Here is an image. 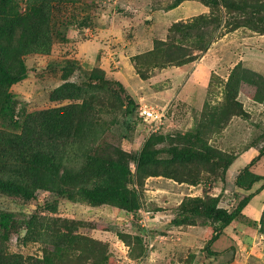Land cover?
Here are the masks:
<instances>
[{"label": "trees", "instance_id": "16d2710c", "mask_svg": "<svg viewBox=\"0 0 264 264\" xmlns=\"http://www.w3.org/2000/svg\"><path fill=\"white\" fill-rule=\"evenodd\" d=\"M21 1L24 0H0V117L7 118L13 127H0V196L29 203L37 199L39 192L51 193L55 197H67L66 200L71 202H74L78 195L92 207L111 206L123 212L136 213L141 208V193L140 187L135 183L131 168L133 163L140 185L149 177L169 179L170 173L165 171L167 167L177 163L189 166L194 164L198 157L208 163L215 159L227 158V171L233 165L236 154L225 152L210 144V140L227 129L233 117L239 116L235 110L239 103L235 101L234 96L239 93L240 83L247 82L256 86L255 101L264 104L259 87L261 81L257 79V75L243 69L241 63L230 70L226 80H221L220 94L225 96L224 102L220 108H214L207 115L205 124L208 135L205 141H201L198 146L187 145L182 150L157 148L160 142L164 143L170 138L167 134L169 132L162 134L170 126L166 124L167 113L164 128L160 133L152 132L135 155L120 148L115 152L109 151L106 155L91 154L90 149L97 150L98 146V115L95 102H99L101 94L103 93L102 99L113 100L112 108H108V111L116 112L120 109L126 118H132L136 111L138 113L139 104L127 94L120 82L109 79L104 70L99 67L87 69L71 58L60 66L62 84L50 94V100L60 103L59 106L29 112L21 121L13 117L10 114L14 99L11 89L29 77L26 65L28 56H49L52 53L55 43L53 31L56 27L52 9L62 0H26V9L23 12ZM184 1L186 0H177L168 9L175 8ZM196 1L208 7L209 14L196 16L187 22L174 23L169 29L173 35L180 31L190 36L194 41L192 48L169 45L166 40L155 41L152 51L134 58V67L141 79L148 80L155 69L185 67L198 62L220 38L222 30L230 33L240 27H247L253 32L264 34V0ZM247 16L249 18L246 20ZM151 58L154 60L152 71L147 74L145 68ZM78 73L86 77L85 84L72 80ZM215 76L217 75L214 73L211 75L207 93L209 97L211 92H214ZM260 78L264 80L262 76ZM208 100L204 102L202 113L211 109ZM90 137H95V147H90L86 142ZM251 147L253 146L249 148ZM104 148L109 149L107 144H104ZM257 150L259 155L253 158L235 179V185L239 189L250 191L256 183L264 180L263 176L251 171L252 166L264 158V147ZM162 154H169L170 157L158 158V155ZM263 189L264 185L244 197L232 212L216 205L208 204L205 208H200L198 205L190 207L183 202L172 224H191L195 216L220 222L219 231L211 237L206 246L209 255H213L212 248L224 230L234 221L242 220L245 216L244 209ZM49 205L46 203L43 207L50 208ZM255 222L254 225L257 226L258 222ZM19 223H25L30 228L29 235L34 241H42L53 248L46 251L43 260L32 261L21 254L9 252L7 243ZM51 223H60L66 231L50 232ZM71 223L74 222L55 218L48 220L35 214H24L20 218L13 212L0 209V264H57V260L53 258L62 257L66 254L68 244L73 245L81 240L93 246L91 254L81 252L74 259L69 256L68 260H75L74 264H109L110 253L107 247L101 246L99 240L80 236L74 231L76 227L84 224L77 225L73 230L72 226L75 224L71 226ZM121 238L127 245H136L131 253L132 257L137 246L140 247V255L145 254L139 237L123 235ZM94 249L101 250L95 252ZM220 255L222 256V253Z\"/></svg>", "mask_w": 264, "mask_h": 264}, {"label": "rangeland", "instance_id": "374dc122", "mask_svg": "<svg viewBox=\"0 0 264 264\" xmlns=\"http://www.w3.org/2000/svg\"><path fill=\"white\" fill-rule=\"evenodd\" d=\"M176 1L156 0L154 3L153 0L152 2L154 3V8L162 7L168 9ZM119 2L121 3V0H118V3L117 0H62L54 6L52 14L56 27L53 31L55 43L52 53L49 56L30 55L26 58L29 77L14 85L11 89L14 99L10 106V114L13 117L21 121L29 112L59 106L60 103L50 100V94L62 84L60 66L65 64L63 63L65 60L71 58L72 50L70 48L71 44H69L71 43L69 37L72 35L79 36L81 35L80 32L85 33L86 30L92 36L93 30L96 29L98 31V29L103 27L102 25L106 23L107 16H111V13L116 10L121 12V8H124V5H119ZM138 2L140 3V0ZM21 3V8H25V0L21 1ZM247 18L249 17L247 16L245 19L247 20ZM175 33L173 35L168 30L166 41L169 45H183L188 49L192 48L194 41L191 40L190 36L180 31ZM181 39L185 42L181 41ZM219 41L221 44H228V56H230V59L223 66L219 75L214 77V92H211L210 97L207 94V99L205 98V100L209 99L208 102L211 108L207 113H202V110L199 111L197 109L203 101V96L201 95L196 96V99L194 96L190 103H197V100L198 102L200 101V105L191 107L188 102L183 103V98L176 100V98L171 97L169 99L171 101L170 104L164 101L153 103L152 100L154 98H150L152 94L149 93V87L141 89L144 90L146 99L140 102L152 103L160 108H166L168 113L166 124L167 126L170 124V126L162 134L169 132L167 134L170 135V138L164 143L160 142L157 148L182 150L187 145L198 146L201 141H205L208 135L205 124L207 115L214 108H220L224 102L225 96L220 94L222 92L220 90L221 80L226 79L230 70L238 63H241L242 68L247 70V72L258 76L257 79L261 81L259 87L264 98V80L260 78V76L264 78V34L253 32L247 27H240L230 33L222 30L221 36L216 42ZM33 57H37V59ZM153 62L152 58L148 59V67L145 68L147 69L145 73L148 74L152 71L151 65ZM85 66L87 69L93 68V66ZM115 66L118 67L119 65L115 64ZM72 80L85 84L86 77L78 73ZM137 81L140 83L139 78ZM126 92L129 95L127 90ZM256 92V86L241 82L239 93L234 96L235 101L239 103V106L235 107L239 116L233 117L231 133L236 138L238 136L239 139L228 141L234 144L231 147L237 152L240 151L238 149H241V143H245L248 148L250 146L257 149L264 147V104L255 101ZM197 94L199 95V93H195V95ZM102 96L103 93L98 99L99 102H95V110L98 115L96 127L99 132L97 137L98 146L97 150L91 148L90 153L93 155H106L109 151L115 152L120 148L126 153L135 155L152 134V131L139 118L137 111L132 118L124 117L120 109L116 112L108 111V108H112L113 100L102 99ZM121 96L123 97L124 95L121 94ZM63 103L67 104L68 102ZM227 104H224V106ZM0 127L13 129L10 121L3 116L0 117ZM94 139L95 137L87 139L86 142L90 147H95L93 145ZM104 144H107L109 149H105ZM232 154L236 153L232 152ZM168 157H170L169 154L158 155V158ZM253 158H250V161L246 164V158L241 157L236 168L227 171L225 168L228 161L227 158L215 159L208 163L198 157L194 161L199 164L195 162L192 165L185 166L177 163L165 169L166 172L170 173L169 179L149 177L143 181L142 185L138 184L134 163L131 164L135 175V183L140 187L141 208L149 217L146 228L141 226L139 223L141 218L136 215L131 216L129 219L128 216H121L122 212L111 206L92 207L86 204L78 195L74 198V202H71L66 200L67 197H55L51 193L39 192L37 199L29 203H23L16 198L0 196V209L13 212L20 218L24 214H35L48 220H53L54 218L56 220H70V222H74L71 223V226L75 224L72 226L73 230L77 225L84 224L76 227L74 231L78 232L80 236L99 240L98 242L101 243V246H106L107 251L110 253L109 264H216L214 261H209L212 258L209 257V251H207L206 246L211 237L219 231L220 222L195 216L191 224H186L181 228L168 229L166 223L169 224L171 220L177 217L178 208L183 202H186V205L190 207L198 205L200 208H205L208 204L216 205L221 209L232 212L244 197L256 192L264 185V180L260 181L250 191L239 189L235 185V179L241 171L238 167L245 168ZM251 171L264 177V158L252 166ZM161 174L165 175V173ZM171 177L173 178L171 179ZM46 203H49L51 207L44 208L43 206ZM263 203L264 193L255 196L244 209L243 214L245 216L241 218L242 222L236 220L231 224V226H235L231 233L232 237L228 238L226 236L220 243L234 248L222 249V256H220L217 264H232L235 261H240V263L236 264H249L246 262L247 254L252 253L254 248H260V246H256L255 243L253 246H248L244 242L241 243L242 236L240 234L242 229L237 230V228L241 227V223L246 225L248 221L250 230L254 231L255 229L257 230L256 233L264 235ZM153 219L156 220L152 221ZM157 220L159 221L158 223L155 222ZM254 221L258 222L257 226H255L256 222L254 223ZM60 225V223L58 225L51 223L50 232H54V230L66 231V228ZM29 229L25 223H19L7 243L8 250L11 253L21 254L32 261L43 260L46 251L49 249L53 250V248L42 241H34L29 235ZM123 235L139 237L142 240L145 254L140 255L141 250L137 246L132 257L131 253L136 248V245L134 243L127 245L121 238ZM172 235L175 237L174 241L170 240ZM161 237H164V239H161ZM152 244L155 245L153 249H151ZM225 246L222 248H226ZM91 247L93 246L87 244L84 240L73 245L68 244L65 250L66 254L53 259L57 260V264H74L75 260L74 262L68 260L69 256L74 259L81 252L90 255ZM99 250L101 249H94L93 251ZM156 251L158 253H155ZM232 251L234 252L232 253ZM51 252L53 253V251ZM254 256L255 259H258V256ZM251 262L257 264L254 260H251Z\"/></svg>", "mask_w": 264, "mask_h": 264}, {"label": "crops", "instance_id": "0c3cea01", "mask_svg": "<svg viewBox=\"0 0 264 264\" xmlns=\"http://www.w3.org/2000/svg\"><path fill=\"white\" fill-rule=\"evenodd\" d=\"M138 1L121 0L119 5H124V8H121V12L116 10L114 13H111V16H107L106 23L102 22L103 27L98 29V31L96 29L93 30L91 33L92 36L86 30V34L80 32L81 35L79 36L72 35L69 37L71 41L69 44H71L70 48L72 50V53H69L71 59L79 61L85 68H87L85 65L101 68L106 72L108 78L120 82L128 91L129 95L137 102L146 99L144 97V90L141 89L149 87V93L152 94L150 98H154L152 100L153 103L164 101L170 104L171 101L169 99L173 97L176 100L183 98V103L188 102L189 105L194 96L196 99V96L201 95L203 96V101L201 106L197 108L201 111L209 90L211 75L213 73L219 75L223 66L230 59V56H228V44H221L220 41L215 42L211 49L198 62L193 63L191 66L155 69L148 80L141 79L135 70L134 58L152 51L155 46V41H165L168 37V30L174 23L180 21L187 22L196 16L209 14L210 9L196 0H186L171 9L162 7L154 8L156 0H154V3L152 2L153 0H140V3ZM115 64L119 66L116 67ZM138 78L140 83L137 81ZM195 93H199V95H195ZM196 102L193 103L194 105L190 104L191 107L200 105V101L198 102L196 100ZM231 130L232 122L221 134L213 136L210 140V144L216 145L225 152L236 153L237 158L229 169L236 168L238 160L241 157L246 158L245 163L247 164L250 158H255V156L259 155L256 148L251 147L247 149L245 143H241V149H238L240 151L233 150L231 146L234 144L228 140L239 139V137L237 136L236 138L231 133ZM238 168L243 169L240 166ZM263 193L264 190L259 195ZM262 209H264V203ZM121 212V216H128L129 219L134 214ZM173 220L169 224L166 223L168 229L184 226V224H172ZM155 222L158 223L159 221L157 220ZM249 226L250 223L247 221L246 225L241 223V227L237 228V230L242 229L240 234L242 236L241 243L244 242L248 246H253L255 243L260 248H254L252 253H248L246 262L255 264L251 262V260H254L257 264H264V235L256 233L257 230L255 229L254 231L252 229L250 230ZM234 229L235 226L230 225L224 230V233L212 248L213 255H209L212 258L209 261H214L217 264L222 249L234 248L220 243L226 236L231 238V233ZM161 239H164V237H161ZM170 240L174 241L175 237L172 235ZM223 246L226 248H222ZM155 253H158V251ZM254 255L258 256V259H255ZM236 263H240V261H235L232 264Z\"/></svg>", "mask_w": 264, "mask_h": 264}, {"label": "built area", "instance_id": "2783aa9c", "mask_svg": "<svg viewBox=\"0 0 264 264\" xmlns=\"http://www.w3.org/2000/svg\"><path fill=\"white\" fill-rule=\"evenodd\" d=\"M25 10V8H23ZM139 117L150 128L153 133L161 131L165 126V119L167 117L166 108L150 105L146 102H141L138 108ZM138 216L141 218L139 223L143 228L148 226L149 217L140 209Z\"/></svg>", "mask_w": 264, "mask_h": 264}, {"label": "clouds", "instance_id": "9594fccd", "mask_svg": "<svg viewBox=\"0 0 264 264\" xmlns=\"http://www.w3.org/2000/svg\"><path fill=\"white\" fill-rule=\"evenodd\" d=\"M117 1H118V0H117ZM25 2H26V0H25ZM20 5H22V3H21ZM25 9H26V6H25ZM21 10H22V12L25 11V10H23V8H21ZM137 103L140 105L141 102H137ZM148 104H150V105H154V104H152V103H148ZM154 106H157V105H154ZM138 113H139V112H138ZM139 118H140V117H139ZM140 119H141V118H140ZM141 120H142V119H141ZM140 209H142V208H140ZM140 209H139V210H140ZM139 210H138V211H139ZM142 210H143V209H142ZM138 211H137L136 213H134L132 216H134V215L138 216V214H137ZM143 211H144V210H143ZM146 214H147V213H146ZM138 217H139V216H138ZM153 247H154V245L152 244V245H151V249H153Z\"/></svg>", "mask_w": 264, "mask_h": 264}]
</instances>
